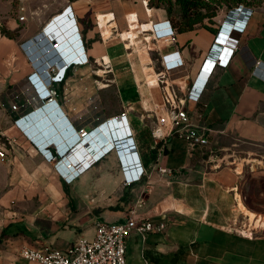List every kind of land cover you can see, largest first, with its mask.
I'll return each instance as SVG.
<instances>
[{"label":"crops","instance_id":"crops-1","mask_svg":"<svg viewBox=\"0 0 264 264\" xmlns=\"http://www.w3.org/2000/svg\"><path fill=\"white\" fill-rule=\"evenodd\" d=\"M251 12L245 22L241 12L230 10L176 32L174 40L151 41V50L143 39L152 34L149 22H166L167 12L128 0H62L38 21L21 28L12 23L16 38L0 34V87H27L36 77L50 95L25 115L49 108L61 127L44 140L32 135L29 115L21 125L12 117L0 125L6 152L0 159V264H42L24 259L20 249L65 250L80 238L94 239L98 220L123 221L133 208L165 228L144 237L131 233L125 264H264V229L254 239L234 230L257 214L247 207L248 216L240 207L251 176L246 168L253 166L247 155L264 150V7ZM100 19L112 20L102 27ZM132 24L139 27L134 34ZM245 24L243 32L232 31ZM63 25L72 39L66 46L59 39ZM107 27L112 34L105 38ZM127 40L138 42L137 48ZM225 47L234 53L209 76L202 70L206 58L220 61ZM172 53L182 63L169 73L177 100L186 97L180 84L188 91L199 77V89L206 83L200 100L187 101L185 109L193 126L216 131L212 146L223 157L221 165L205 163L206 149L183 137L164 143L152 135L166 108L162 86L150 81L164 70L162 56ZM73 56L88 62L75 63ZM65 65L63 80L55 82ZM81 130L90 139L78 146L84 150L78 157ZM139 168L141 180L128 186L126 179Z\"/></svg>","mask_w":264,"mask_h":264},{"label":"built area","instance_id":"built-area-1","mask_svg":"<svg viewBox=\"0 0 264 264\" xmlns=\"http://www.w3.org/2000/svg\"><path fill=\"white\" fill-rule=\"evenodd\" d=\"M68 8V7H67ZM66 8V9H67ZM65 9V10H66ZM152 9V8H151ZM22 11L26 13V8L23 7ZM241 12L248 21L249 17L252 14V9H245L243 6H239L233 9V12ZM59 16V15H58ZM26 15L19 17L21 22L26 21ZM129 22V20H128ZM153 29H151L150 36H144L143 39L147 46L145 49L151 50V41H157L159 39L165 40H174L175 29L170 20H167L164 23H153ZM246 28L245 26L240 25L236 27L237 31L243 32ZM52 29H47L49 33ZM69 32V31H68ZM50 35V34H49ZM218 36H222V32ZM58 38V37H57ZM237 43L239 42L236 39ZM215 42H220L219 37ZM215 46V43L213 47ZM221 49V48H220ZM212 51V48H211ZM219 57L221 60H213L211 58H206L202 70L208 71L210 76L215 68V66L223 65L226 66L227 62L234 53V49H229V47L223 48L220 50ZM81 52V51H80ZM79 52V53H80ZM217 59H220V58ZM162 63L164 65V70L156 74L157 83L162 86L163 99L166 108V116L159 121V125L153 130V137L159 142L166 143L168 138L172 136H178L185 138L186 141L191 145V147L196 148L200 147L206 149V159L205 163L221 165L223 157L218 155L216 149L213 148V136L216 134V131L211 127L204 128L199 130L197 127L193 126L192 119L185 109L187 101L198 102L201 98V95L204 91L205 84L199 89V81L195 82L191 90H185L180 84L183 93L185 94L184 99H176L175 94L170 90L171 82L175 79L169 74L171 69H178L182 67V63L177 57V53L168 54L162 56ZM72 61L75 63H87L88 59L86 57H75L73 56ZM260 63L257 64L259 66ZM67 66L65 65V68ZM34 75V74H33ZM31 75V76H33ZM65 72L62 73V69L52 77L55 82H61L64 78ZM201 75V74H200ZM31 87L37 91V94L42 98L49 96V92L43 91L42 85L37 81V78L29 79ZM205 82V81H204ZM14 88L8 91V100L11 102V105L8 108V111L14 118L17 125H21L23 122L24 116H22L23 111L35 100L36 94L31 95L30 90L26 89L25 91H13ZM25 97V102L22 101V96ZM2 103V106L6 107L5 103ZM178 101V102H177ZM124 115H122L123 117ZM83 138L87 137L89 133L87 131H80ZM3 137H6L4 134ZM116 140L115 142H117ZM6 152L4 149H0V159L5 160ZM53 158L56 160L57 157L52 152H50L49 159ZM59 162L56 161L59 167ZM56 165V164H55ZM162 172H167V169H162ZM144 174V170L139 168L138 170H133L132 175L126 180L127 185L130 186L133 183L141 180ZM145 202L142 200L139 202V206H143ZM261 225L253 224L251 221L246 222L241 221L239 225L234 227V230L239 233L241 236L254 239L258 229ZM165 228V224L161 223L158 226L154 225L151 221L139 217L136 214L135 209H131L129 216L120 222L110 223L104 220H98L96 222V234L94 239L88 240L85 238H80L74 242L70 247L65 250L60 249H34L30 247H22L19 251L20 255L28 261H36L42 264H125L126 260V249H127V237L131 233H138L142 237L150 231H161Z\"/></svg>","mask_w":264,"mask_h":264},{"label":"rangeland","instance_id":"rangeland-1","mask_svg":"<svg viewBox=\"0 0 264 264\" xmlns=\"http://www.w3.org/2000/svg\"><path fill=\"white\" fill-rule=\"evenodd\" d=\"M61 1L62 0H0V30L6 29L9 35L13 36V38H16L17 31L14 32L10 30V25L12 23L17 24L18 27L21 28L27 23H33L34 21H38V18L43 11L54 10L58 8L59 3ZM99 1L103 2V0H99ZM128 1H130V3H137V4L144 3L146 4L147 8H149L147 0H128ZM239 6H243L245 9H257V8L246 6L244 4H241ZM23 7L26 8V13L22 11ZM263 7L264 5L260 8H263ZM229 11H230L229 9L224 7L223 9L219 11L218 16L225 12H229ZM25 14H27L28 19L24 22H21L19 20V17ZM107 14H110V13H107ZM112 19H114V17ZM112 19H109V20H112ZM136 20L138 19H133V22ZM103 21L105 20L100 19V22H103ZM205 23H210V22L208 20H205L203 25ZM102 24L100 25L102 26ZM131 27L132 28L130 30V33L132 34L136 33V31L139 28L137 25H134V24H132ZM4 87L5 88L8 87L6 89V92L11 90L12 88V86H9V85H4ZM4 87L3 86L0 87V95H3L4 93L3 89H5ZM111 100L114 101L113 93H111ZM1 104H2V101H0V125L4 126V124L6 123L8 124V120L10 121L12 115L10 114L8 109L3 107ZM99 107L101 106L99 105ZM1 146L3 149V145ZM113 148L116 149L114 146ZM247 160L250 161V164L251 165L253 164V166L246 168L248 171H250L251 176H247L246 178L245 185L247 188V197H246L245 205L243 204L244 207H240V208L242 209L241 211L248 216L250 215L249 213L252 211L248 210L247 207L251 208V210H255L257 214L259 215L255 214V218H254V221H252V223L256 224L257 226L261 225L258 230H262L264 229V150L261 152L260 151L252 152L249 156L247 155ZM55 164H56L55 165V168H56L58 164L57 163ZM249 185H250V189H248Z\"/></svg>","mask_w":264,"mask_h":264},{"label":"trees","instance_id":"trees-1","mask_svg":"<svg viewBox=\"0 0 264 264\" xmlns=\"http://www.w3.org/2000/svg\"><path fill=\"white\" fill-rule=\"evenodd\" d=\"M147 3L149 8L165 10L175 32L184 33L202 26L205 20L212 22L224 7L233 10L244 4L260 8L264 5V0H147ZM0 32L7 38H13L6 29H1Z\"/></svg>","mask_w":264,"mask_h":264},{"label":"water","instance_id":"water-1","mask_svg":"<svg viewBox=\"0 0 264 264\" xmlns=\"http://www.w3.org/2000/svg\"><path fill=\"white\" fill-rule=\"evenodd\" d=\"M59 39L60 41H62L63 45L66 46L69 44V42H72V39L70 38V34L66 28V26H61V34L59 36ZM30 83V81H29ZM13 91H25L26 89H29L30 90V93L31 95H37L35 97V100L34 102H32L24 111H23V114L22 116H24V119L25 117H27V115H29V120H30V130L32 133V135L36 134L38 137H41L43 138L44 140H49L51 138H53L52 136L56 133V132H60L61 131V127H60V122L59 120L57 119V116L50 112L49 108H44L43 110L39 111V110H36L34 112H31L29 114H26L25 113L30 109L31 106L33 105H41L42 102H41V97L37 94V91L34 90L32 87H31V84H29V86L27 87H23V88H20V87H13ZM22 101L23 103L25 102V97L24 95L22 96ZM43 107V106H42ZM105 128V127H104ZM103 128V129H104ZM95 132V131H94ZM91 134V133H90ZM57 137H54V140H56ZM86 139H90L89 138V135L85 138H83V140L77 144L75 146L76 148V156H81V154L84 152V150L78 146L83 142L85 141Z\"/></svg>","mask_w":264,"mask_h":264},{"label":"bare ground","instance_id":"bare-ground-1","mask_svg":"<svg viewBox=\"0 0 264 264\" xmlns=\"http://www.w3.org/2000/svg\"><path fill=\"white\" fill-rule=\"evenodd\" d=\"M110 20H107V21H105V23L104 24H102V27H104L108 22H109ZM115 26H116V23L114 22L113 23ZM152 24V23H151ZM114 25H111V26H114ZM129 30H131V26L129 27ZM108 33V34H107ZM112 34V29H111V27H107V29L105 30L104 29V37H109L110 35ZM47 38H45V40H46ZM128 41V40H127ZM128 42H130L129 44L131 45V46H134V48H137V46H138V42H136V43H134L133 41H128ZM130 46V47H131ZM139 52V51H138ZM31 55V54H30ZM51 67V66H50ZM101 74V73H100ZM157 76H156V74L155 75H153V77H152V80L150 81V83H152V84H156L157 83V78H156ZM151 79V78H150ZM188 79V78H187ZM147 94V93H146ZM116 132V131H115ZM115 136H116V134H115ZM38 142V141H37ZM90 142V141H89ZM112 146H113V143H112ZM57 150H58V148H56ZM116 149L118 150L119 148H117V146H116ZM70 167H72V165H69ZM61 167H62V165H61Z\"/></svg>","mask_w":264,"mask_h":264},{"label":"clouds","instance_id":"clouds-1","mask_svg":"<svg viewBox=\"0 0 264 264\" xmlns=\"http://www.w3.org/2000/svg\"><path fill=\"white\" fill-rule=\"evenodd\" d=\"M234 30H236V26L234 25L233 26V30L232 31H234ZM67 68V67H66ZM66 68H65V70H66ZM65 72V71H64ZM56 151H58L57 149H55Z\"/></svg>","mask_w":264,"mask_h":264}]
</instances>
